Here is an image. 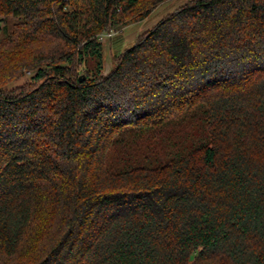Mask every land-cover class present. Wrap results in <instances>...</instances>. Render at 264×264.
<instances>
[{
    "label": "trees",
    "instance_id": "trees-1",
    "mask_svg": "<svg viewBox=\"0 0 264 264\" xmlns=\"http://www.w3.org/2000/svg\"><path fill=\"white\" fill-rule=\"evenodd\" d=\"M164 1L0 0V264H264V0H190L104 73Z\"/></svg>",
    "mask_w": 264,
    "mask_h": 264
},
{
    "label": "rangeland",
    "instance_id": "rangeland-1",
    "mask_svg": "<svg viewBox=\"0 0 264 264\" xmlns=\"http://www.w3.org/2000/svg\"><path fill=\"white\" fill-rule=\"evenodd\" d=\"M190 0H166L160 3L148 17L134 21L118 29H111L101 34L104 43L105 70L108 73L116 59V56L130 48L144 32L154 27L160 20L176 12L181 6ZM29 72L17 81V85L30 81ZM26 260V258H25ZM21 261H23L21 259Z\"/></svg>",
    "mask_w": 264,
    "mask_h": 264
},
{
    "label": "built area",
    "instance_id": "built-area-1",
    "mask_svg": "<svg viewBox=\"0 0 264 264\" xmlns=\"http://www.w3.org/2000/svg\"><path fill=\"white\" fill-rule=\"evenodd\" d=\"M100 39H102V36H100Z\"/></svg>",
    "mask_w": 264,
    "mask_h": 264
}]
</instances>
